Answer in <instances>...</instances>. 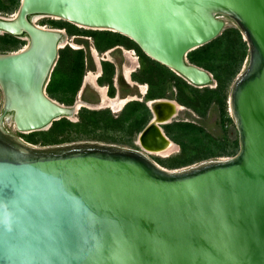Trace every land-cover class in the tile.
Listing matches in <instances>:
<instances>
[{
  "label": "water",
  "instance_id": "95a60500",
  "mask_svg": "<svg viewBox=\"0 0 264 264\" xmlns=\"http://www.w3.org/2000/svg\"><path fill=\"white\" fill-rule=\"evenodd\" d=\"M32 15L125 35L195 87L218 83L189 53L234 22L249 48L229 95L239 150L156 162L146 148L169 137L171 98L147 102L138 148L25 141L7 124L45 130L80 109L47 90L67 31ZM5 33L28 42L0 52V264H264V0H21Z\"/></svg>",
  "mask_w": 264,
  "mask_h": 264
},
{
  "label": "rangeland",
  "instance_id": "374dc122",
  "mask_svg": "<svg viewBox=\"0 0 264 264\" xmlns=\"http://www.w3.org/2000/svg\"><path fill=\"white\" fill-rule=\"evenodd\" d=\"M21 0H0V15L11 17L13 16L19 9ZM36 23L51 27V28H60L65 29L68 33V40L70 39V44L65 45L64 49L67 47H71L73 49H83L85 53V59H86V65L82 72L76 70L74 71V80L72 84L78 85L79 83V76L82 73V79L81 84L84 82L85 75L88 74L90 71H94V73H101L102 70H104L103 76L100 78L99 82L102 85L108 86L110 84L112 86L111 90V96H115L117 94V90L115 88V78L117 77L116 73V66L114 74L111 78L110 74L107 73L106 66L110 67V64L121 62V65L124 67L125 64H128L126 58L122 55V52H119L118 50L114 52H111L110 56L106 55L105 52L108 51L111 47H106L105 49L98 50L99 51V58H97L93 53V48H96V38L93 34V29L83 28L84 31L80 33H72L70 29L72 30V25L69 24L70 22L54 18L51 16H44V15H38L36 19ZM79 27V26H78ZM236 24L232 21H228V24L224 31L226 30H232L236 28ZM82 28V27H79ZM223 31V32H224ZM3 35V34H0ZM18 38V41L14 42H7L3 37H0V52H11L15 51L18 48L23 47L27 44L28 40L25 35L22 36H16ZM72 43V44H71ZM120 46H123L125 48L127 47H135V46H128L126 43L118 44ZM114 45V46H118ZM114 48V47H113ZM139 52V51H138ZM140 53V52H139ZM61 54V52H60ZM90 56L93 60V67H90L88 64L90 61ZM101 56V57H100ZM106 57V58H105ZM189 59L190 56H188ZM89 59V60H88ZM106 59L111 62H103ZM60 59L55 67V71L52 74L51 81L48 85V93L49 95L54 98L55 100L64 103L66 105H72L75 103L76 100V92L72 89V86H67L66 80H67V66L66 64H61ZM65 63V62H64ZM246 63V60L243 62L241 69L244 68V65ZM88 64V65H87ZM103 64V65H102ZM61 65V67H59ZM129 65V64H128ZM103 66V68H102ZM131 66V65H130ZM148 65H143V68L138 69L135 74L139 73L141 74V78L139 80L140 83L147 84L149 87V95H153L156 97H167L170 94V98H174L178 100L179 103L183 105L184 108H182L175 119L170 125L175 122H191L197 125L201 129V136L203 137L202 140H199L198 144L193 143L189 140H187L184 137H181V140L184 143H187L189 147H192L187 149L184 154V150L182 147V143H180V139H176L172 137L169 133V124L164 126V129L166 133L169 135L170 138L179 146V148L174 151L171 155L168 157L158 155L153 153L151 157L158 162L160 165L167 167L168 165L172 164L180 155H184L183 157H189L193 160H198L195 163L201 161V157L209 155V158H216V157H227L231 156L230 151H232L233 146L231 144L233 137L238 135L237 129L235 130V122L231 121V111L229 107V95H230V89L232 85V81H229L226 86L225 93L226 96V113L223 109V106L225 103H223V99H220V102L217 100H214L211 104V106H200V110L196 109L195 107L191 105H186L182 103L178 96L181 94V89L178 88L176 85V80L171 76L173 75L170 70L165 67L161 66L160 68L156 65L155 67H152V70H147L146 68ZM59 67V68H58ZM206 69L210 70L214 77L217 80V83L219 82L215 71L209 69L206 66H203ZM99 68V69H98ZM148 73H154L153 74H147ZM151 71V72H150ZM137 74V76L139 75ZM158 74L164 75L163 79L160 80L158 77ZM54 77V83H52V79ZM122 77V75H121ZM166 79V80H164ZM87 83V82H86ZM84 86H89L86 84ZM153 83V84H152ZM53 84V85H52ZM122 84L124 87H126L125 81H122ZM80 87V86H79ZM204 88V87H199ZM90 89V86H89ZM92 92L93 89H92ZM3 105V94L0 92V111ZM84 107L79 111V113H76L74 115V118L69 119L71 122L74 123L73 126H70V133L68 135V138H65L63 136L56 137L55 132L49 133L50 128L45 130H38V131H32V132H19L15 129L14 125L12 123H8L7 127L15 132L18 136L22 137L25 141L38 145H48L52 144V142L59 138V141L61 143L65 142H72V141H79V140H96L101 142H107V143H117L123 146L128 147H135L137 148V140L140 132L143 130L144 126L147 124L149 119L146 121V124H144L141 128L140 124H132L131 120H126L124 117L127 115L126 112L128 109L124 110V112L118 113L114 112L111 108L105 107L102 109H90V110H97L101 112V119L99 123H88L85 125H82V111ZM130 110V109H129ZM106 111V112H105ZM132 111V110H131ZM106 114V117L104 118V115ZM230 118V119H229ZM233 118V117H232ZM145 118L141 119L140 122H143ZM123 123V124H122ZM124 125V126H123ZM44 137L48 138V140H44ZM51 142V143H49ZM196 146V147H195ZM194 147L196 148L195 150ZM188 148V147H187ZM220 154L222 153V156H215L212 154ZM206 158V159H209ZM203 160V159H202ZM183 167V166H182ZM171 168V167H168ZM179 168V167H177Z\"/></svg>",
  "mask_w": 264,
  "mask_h": 264
},
{
  "label": "trees",
  "instance_id": "16d2710c",
  "mask_svg": "<svg viewBox=\"0 0 264 264\" xmlns=\"http://www.w3.org/2000/svg\"><path fill=\"white\" fill-rule=\"evenodd\" d=\"M72 25V30L70 31L72 33H80L84 31L83 28H79L77 25L73 23H69ZM93 34L96 38V48L98 50L105 49L106 47H114V45H118L121 43H126L128 46H135V48L138 49L140 52V55L143 57L144 65H148L146 68L147 70H152V67H155L156 65L160 68L161 66H164L160 64L159 62L151 59L149 56H147L143 51L138 47V45L125 35H122L120 33H116L109 30H94ZM0 37H3L7 42H14L18 41V38L12 34L5 33L3 35H0ZM68 46V45H67ZM103 51V50H101ZM60 54V63L66 64L67 66V86H72L71 90H74L76 92V89L78 86H80L81 79H82V73L79 76V84L75 85L72 84L74 80V71L78 70L82 72L86 65V59H85V53L83 49H73L71 47L62 48ZM249 55V48L247 42L243 38V34L241 33L239 28H234L232 30H226L224 31L219 37L214 39L213 41L191 51L189 53L190 60L200 66H206L209 69L215 71L216 77L218 79V85L216 87H204L199 88L195 87L194 85H191L188 83L185 79L177 75L175 72H173L171 69L170 72H172L173 75H171L176 80V85L178 88L181 89V94L178 96V99L186 104L191 105L195 107L196 109L200 110V106H211L212 102L214 100H217L220 102V99H223V103H225L224 100H226L227 94L225 93L227 83L229 81H234L236 76L240 73L241 66L243 62L247 59ZM92 61V59H91ZM65 62V63H64ZM61 67V65L59 66ZM58 67V68H59ZM166 67V66H165ZM107 73L110 74L111 78L115 71V65L112 63L109 66H106ZM55 71V70H54ZM53 71V72H54ZM147 74H153L154 73H148ZM151 72V71H150ZM153 72V70H152ZM164 75H159L158 77L160 80L163 79ZM54 77L52 79V83H54ZM166 80V79H164ZM153 84V83H152ZM53 85V84H52ZM156 96L150 95L149 98H154ZM134 105V106H132ZM126 116L124 119L131 120L132 124H140L141 128L144 124H146V121L150 118V110L149 107L146 105V103H135L130 104L127 107ZM130 109V110H129ZM223 109L226 113V103L223 106ZM132 110V111H131ZM106 112V111H105ZM101 112L97 110H90L87 108H84L82 111V125L88 124V123H99L101 119ZM106 117V114L104 115V118ZM145 118L143 122H140L141 119ZM230 119V118H229ZM231 121L234 122V119L231 117ZM123 124V123H122ZM74 123L71 122L68 118H62L60 120H57L53 123L49 133H54L56 137L63 136L65 138H68V135L70 133L69 129L70 126H73ZM124 126V125H123ZM169 133L172 137L176 139H180V143H182L183 152L187 149L192 147H189L187 143H184L181 140V137L186 138L189 140L190 143H196L198 144L199 140H202V132L201 129L191 122H175L173 124H169ZM236 130V126H234ZM44 140H48V138L44 137ZM51 143V142H49ZM61 143L59 141V138H56L52 144ZM233 149L230 151L231 155H234L239 150V140L238 135L236 137H233V140L231 142ZM188 147V148H187ZM196 147V146H195ZM194 147L195 150L196 148ZM187 154V153H186ZM215 156H222L223 154H212ZM184 155H180L172 164L168 165L167 167L171 168H177L182 167L186 165H190L195 163L198 160H193L189 157H183ZM210 156H203L200 159L204 160L206 158H209Z\"/></svg>",
  "mask_w": 264,
  "mask_h": 264
},
{
  "label": "flooded vegetation",
  "instance_id": "af4514ba",
  "mask_svg": "<svg viewBox=\"0 0 264 264\" xmlns=\"http://www.w3.org/2000/svg\"><path fill=\"white\" fill-rule=\"evenodd\" d=\"M35 15H32L31 17L33 18ZM25 35V34H23ZM22 48V47H21ZM20 49V48H18ZM17 49V50H18ZM97 49V48H96ZM110 49V53L111 52H114L116 50H118L119 52H122V55L126 58V60L129 62V66H136L135 67V72L133 71L131 73V76H130V79L128 77H126L125 73H124V67L121 65V62H114L113 64L116 66V73H117V77L115 78V88L117 90V94H115V96H111V90H112V86L110 84H108V94L111 96V97H131V96H137L135 99H132L130 100L120 111H118V113H121V112H124V110L127 109L128 105L130 104H135V103H146V105L149 107V105L147 104V102L149 100H152V99H156V98H170V94L169 96L167 97H154V98H149V87L147 85V90L146 93H143L142 92V89L140 87V84H144V83H140L139 80L141 78V74H139L137 76L136 71H138L139 68H143V65H144V62H143V57L140 55V53L138 52V49L135 48V47H123V46H114V48H109ZM108 49V50H109ZM98 50V49H97ZM133 51V53H130L128 54L127 51ZM136 53V54H135ZM128 55H131L133 59H137L135 61H131L130 59H128ZM91 56H90V61H89V65L90 67H93V60L91 61ZM89 60V59H88ZM104 61L103 62H111V61H108L106 59H103ZM139 60V61H138ZM87 64V65H88ZM103 65V64H102ZM139 65V66H138ZM145 66V65H144ZM103 68V66H102ZM104 74V70H102V72L100 73V75L98 76L97 78V82L100 84L99 80L100 78L103 76ZM122 75V77H121ZM125 75V76H124ZM86 76V75H85ZM122 81H125L126 83V87L123 86L122 84ZM86 83V80L84 78V82L83 84L80 85V87L78 86V88L76 89V100L75 102L80 99L82 101H84V105H82L84 108H90V109H101L99 107H97V104H99L101 102V98H102V94L100 93V91L97 89V87H95L93 84L91 85V83H86L90 86V89H89V86H84ZM102 85V84H100ZM92 89L94 92H92ZM98 90V91H97ZM141 90V91H140ZM1 92V91H0ZM142 92V93H141ZM100 93V94H99ZM119 94V95H118ZM144 96V97H143ZM141 97V98H140ZM144 98V99H143ZM146 98V99H145ZM140 99V100H139ZM171 99H174V98H171ZM86 100V102H85ZM178 101V100H177ZM96 104V105H95ZM82 106H80V109L79 111L83 108ZM134 106V105H132ZM113 110V109H112ZM149 110H150V118H149V121L147 122V124L150 122V120L152 119V112H151V108L149 107ZM78 111V113H79ZM114 111V110H113ZM115 112V111H114ZM146 124V125H147ZM146 125L144 126V128L146 127ZM143 128V129H144ZM138 141V140H137ZM137 143V142H136ZM138 145V144H137ZM138 148V147H137Z\"/></svg>",
  "mask_w": 264,
  "mask_h": 264
},
{
  "label": "bare ground",
  "instance_id": "6f19581e",
  "mask_svg": "<svg viewBox=\"0 0 264 264\" xmlns=\"http://www.w3.org/2000/svg\"><path fill=\"white\" fill-rule=\"evenodd\" d=\"M38 15H35L33 17V20L36 22V19H37ZM40 25V24H38ZM40 26H43V25H40ZM69 38V37H68ZM67 45V44H70V39L68 40L67 38H65L64 42L62 43V45ZM72 44V43H71ZM64 45V46H65ZM130 52V53H133V51H127V53ZM93 53L94 55L99 58V51L94 47L93 48ZM128 53V54H130ZM136 54V53H135ZM106 55H111L110 54V49L105 52V56ZM101 57V56H100ZM111 57V56H110ZM106 58V57H105ZM128 59H132L131 61H135L137 59H133L131 55H128ZM139 61V60H138ZM129 64V62H127ZM128 64H125L124 66V73L126 75V77H128L130 79V76H131V73L135 70V67L134 66H129ZM139 66V65H138ZM99 69V68H98ZM135 72V71H134ZM100 75V73H94V71H90L88 72V74H86L85 76V80L87 83H91V85L93 84L95 87H97V89L100 91V93L102 94V98H101V102L99 104H97V107L99 108H105V107H109L111 109H113L115 112H118L120 111L130 100L132 99H135L137 96H131V97H126L125 98L123 97H111L109 94H108V87L106 85H100L98 82H97V78L98 76ZM124 75V76H125ZM140 87L142 89V92L143 93H146L147 90V85L146 84H140ZM149 89V88H148ZM97 90V91H98ZM141 91V90H140ZM141 92V93H142ZM99 93V94H100ZM119 95V94H118ZM144 97V96H143ZM141 98V97H140ZM144 99V98H143ZM146 99V98H145ZM167 99V98H166ZM140 100V99H139ZM167 101V100H165ZM86 102V100H85ZM149 102L151 103H154L153 102V99L152 100H149ZM174 105V115L177 114V112L179 110H181L183 107V105L181 103H179L178 101L174 100V99H171V101ZM84 105V101L82 100H79L77 101L76 103V106L77 107H80ZM96 105V104H95ZM83 107V106H82ZM171 117H168V119H170ZM164 119V118H162ZM179 148V146L172 140V138L170 137H166V139H164V141L162 142L161 145L157 146V147H147V151L151 154L155 153V154H158V155H162V156H165V157H168L169 155H171L174 151H176L177 149Z\"/></svg>",
  "mask_w": 264,
  "mask_h": 264
}]
</instances>
